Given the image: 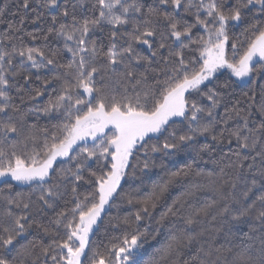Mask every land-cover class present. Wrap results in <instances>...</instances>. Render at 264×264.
<instances>
[{"label":"snow or ice","instance_id":"6c2138e0","mask_svg":"<svg viewBox=\"0 0 264 264\" xmlns=\"http://www.w3.org/2000/svg\"><path fill=\"white\" fill-rule=\"evenodd\" d=\"M88 3L0 10V264H264V0Z\"/></svg>","mask_w":264,"mask_h":264},{"label":"trees","instance_id":"16d2710c","mask_svg":"<svg viewBox=\"0 0 264 264\" xmlns=\"http://www.w3.org/2000/svg\"><path fill=\"white\" fill-rule=\"evenodd\" d=\"M75 2H77V0H69L70 5H71V3H75ZM20 3H21V0H0V10H5V6H7V10L5 12L4 19L19 22V15L14 16L13 13L15 12V13H19L21 15H23L25 13V10L19 7ZM90 6H91V0H89V3H88V7H90ZM82 14L89 15V16L92 15V13L90 11L86 12V13H81L79 11L77 12L78 16H80ZM27 15L30 17H33V18L35 17V13H33V12H29V13H27ZM49 23H50V21L47 18H45V20L39 24L32 23L30 19L26 20L24 23L23 33H19L17 35H23V37H24L23 42L25 44H28V45L35 44V45L39 46L40 44L43 43V41H32L26 35V33L33 32V33H37V34H42L43 31L49 26ZM3 31H6V25L0 24V32H3ZM96 36H97L99 42H102L105 46H107L108 40H107V33L106 32H104V33L97 32ZM101 38H103V39H101ZM120 43H123V41H120ZM144 54H147V52H145ZM225 75H227V74H225ZM221 78L223 79L224 77H221ZM221 115H222V113H221ZM201 140H203V138H201ZM212 167H213V165L209 164L206 166V170L210 171L212 169ZM12 183L14 185V187L12 189L13 193L20 191V190H23L25 192L28 190V186L16 185L14 181ZM6 192H7L6 186L3 184V182H1L0 183V195L6 194ZM173 194L174 195L178 194V191L173 190ZM0 210H2V209H0ZM160 211H162V208L158 207L156 209V213H159ZM121 212L123 214H127V208L122 209ZM156 213H154V215ZM115 214H116V210H113V215H115ZM97 241L98 242L103 241L104 243H107L108 237L101 235V236L97 237ZM146 259H147V257H146Z\"/></svg>","mask_w":264,"mask_h":264},{"label":"rangeland","instance_id":"374dc122","mask_svg":"<svg viewBox=\"0 0 264 264\" xmlns=\"http://www.w3.org/2000/svg\"><path fill=\"white\" fill-rule=\"evenodd\" d=\"M2 181H0V183H1ZM25 186V185H24Z\"/></svg>","mask_w":264,"mask_h":264}]
</instances>
